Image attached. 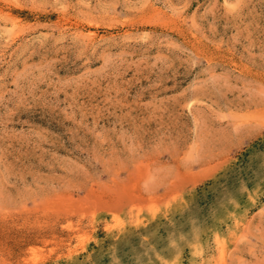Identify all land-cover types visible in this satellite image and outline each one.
<instances>
[{"label":"rangeland","instance_id":"374dc122","mask_svg":"<svg viewBox=\"0 0 264 264\" xmlns=\"http://www.w3.org/2000/svg\"><path fill=\"white\" fill-rule=\"evenodd\" d=\"M0 264H264V0H0Z\"/></svg>","mask_w":264,"mask_h":264}]
</instances>
